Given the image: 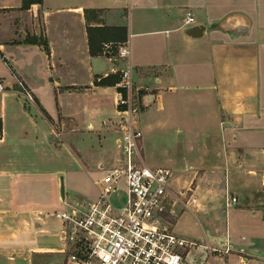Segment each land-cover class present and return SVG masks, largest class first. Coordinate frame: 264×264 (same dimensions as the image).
Returning a JSON list of instances; mask_svg holds the SVG:
<instances>
[{"label":"crops","instance_id":"1","mask_svg":"<svg viewBox=\"0 0 264 264\" xmlns=\"http://www.w3.org/2000/svg\"><path fill=\"white\" fill-rule=\"evenodd\" d=\"M6 1L0 0V239L20 209L41 207L43 186L60 203V178L65 192L70 176L59 164L67 142L82 175L94 173L86 165L102 158V140L93 133L115 116L117 88L96 81L119 76L121 61L90 53V27L98 28L90 31L94 47L129 41L133 83L144 100L142 155L154 135L174 154L144 162L171 168L174 188L190 191V211L173 227L200 244L185 254L187 264H264V205L243 198L264 183V0H42L28 9H20L22 0ZM86 9L101 11L85 17ZM187 12L205 26L201 37L183 32ZM115 137L109 136L112 160ZM32 181L41 186L25 189ZM20 182L25 195L38 196L36 204L20 202ZM227 195L236 202L226 206Z\"/></svg>","mask_w":264,"mask_h":264},{"label":"built area","instance_id":"2","mask_svg":"<svg viewBox=\"0 0 264 264\" xmlns=\"http://www.w3.org/2000/svg\"><path fill=\"white\" fill-rule=\"evenodd\" d=\"M194 23L187 12L184 27ZM109 44L104 46L109 48ZM111 57L121 61L114 100L119 116L114 131L118 155L111 165L100 167L101 176L92 181L95 197L64 194L59 207L44 213V217L58 222L59 252L66 264H187L185 254L200 244L177 234L167 219L176 204V200L171 201L175 195L172 169L152 168L144 162L139 126L144 100L133 83L129 41L118 45ZM19 85L26 99L33 102L30 91ZM119 192L125 198L117 207L111 198ZM235 202V197L227 195L226 206ZM184 206L188 208V203ZM37 215L44 218L41 211Z\"/></svg>","mask_w":264,"mask_h":264},{"label":"rangeland","instance_id":"3","mask_svg":"<svg viewBox=\"0 0 264 264\" xmlns=\"http://www.w3.org/2000/svg\"><path fill=\"white\" fill-rule=\"evenodd\" d=\"M7 4L16 5L18 4V0H7ZM195 22V19H194ZM195 24V23H194ZM37 39V41L40 43L42 42L41 37L37 36H28L26 37L27 41ZM110 47L106 48L104 46V43L101 44V54H107V55H115L117 52L118 45L117 42H110ZM105 50H108L105 52ZM117 79L116 82L119 80V76L116 75L114 77ZM102 80L98 81L101 82ZM16 87L20 90L21 93V87L19 83L16 85ZM4 89V87H3ZM22 94V93H21ZM23 95V94H22ZM28 101V100H27ZM140 110H143V107L141 106ZM51 122V119H49ZM119 120V116L116 115L112 118H109L107 121V126H105L104 129H101L95 133H93L94 138H100L102 140L101 147L103 150L102 158L97 161V163H94L92 165H86V168L90 171H95L94 173H90L89 176L82 175L78 166L75 164L73 158L71 156H76V149L72 145V143L66 144V159L65 161H59L60 166L67 172L68 175L67 182L65 184V192L64 194L67 196H89L91 192H95L96 188L93 185L91 179L98 178L101 176L102 172L100 170V167L106 168L109 165H111L114 161L110 157L112 155L110 151V142H109V136L113 133L115 134L116 129V122ZM53 124V132L52 134L55 137H59L58 135V123L57 122H51ZM70 131V130H69ZM112 132V133H111ZM116 135V134H115ZM153 137V140L148 143L147 147H143V154L145 158V162L147 165L151 166L155 163L163 161L164 157L168 158L169 156H173L174 154L170 151L169 145L162 139L160 136ZM57 143V142H56ZM55 143V144H56ZM85 149L89 147L87 143L81 144ZM116 146V145H115ZM109 149V152H108ZM117 150V148H116ZM118 153V151H117ZM142 153V151H141ZM118 155V154H117ZM111 159V160H110ZM156 165V164H155ZM264 168V165L262 166ZM264 170V169H263ZM263 170H259L262 172ZM70 173V174H69ZM49 180L48 178L45 179ZM44 181V182H45ZM173 181V179H172ZM171 181V187L173 191L175 192L174 196H171L172 199L176 200V204L174 207L171 208L170 217H167V219L171 223V227L174 230V225H176V222L181 214H183L185 211H190L189 207L186 208L184 206L185 203H188L189 199V190L180 188L175 189ZM33 182V181H32ZM49 182V181H48ZM22 185H26L25 183H18L17 187L18 189H21L19 192L23 193L25 190H22ZM41 186V184L38 181L33 182L32 185H27L25 189L33 188V190H37V188ZM44 190V191H43ZM48 190H52V188H48V185L43 186L42 190L43 192H48ZM74 191V192H73ZM44 193V194H45ZM43 194L40 198L43 202L42 205H39L41 207H35L34 211H20L17 213L18 215L15 216V222L12 221L13 227L9 226L8 220L6 221V225L2 227L1 234L2 238L0 239V257L1 259H5L6 263H4L2 260L0 264H66V258L64 255H62L59 252V248L61 247V242L59 240L58 236V222L50 217H44V213L50 212L57 207H59V204L55 197H46ZM245 202L249 203H258L257 205L263 206L264 205V183L260 186L259 191H255V193L251 194H244L243 195ZM35 197L38 196H29V194L20 195L19 199L20 202L26 205L30 206L31 202L37 203V199ZM90 197V196H89ZM226 197V196H225ZM61 198V197H60ZM124 195L123 193L119 192L118 194H114L111 198L112 203L115 206H120L124 202ZM36 206V205H35ZM40 210L44 217V220H40L36 218L37 214L40 212ZM37 211V212H36ZM36 212V213H35ZM4 214H7L6 212H3ZM183 228V227H182ZM175 231V230H174ZM57 248L59 250H57ZM44 249H49L47 251H43ZM212 252V251H211Z\"/></svg>","mask_w":264,"mask_h":264},{"label":"trees","instance_id":"4","mask_svg":"<svg viewBox=\"0 0 264 264\" xmlns=\"http://www.w3.org/2000/svg\"><path fill=\"white\" fill-rule=\"evenodd\" d=\"M42 3V0H22L21 1V6H20V9H28L30 7L31 4H41ZM101 10H95V9H86L85 10V17L88 15V13H95V12H100ZM104 29V28H102ZM91 30H98V28H87V31L89 32V36H88V41H89V51L91 54H97L99 52H101V47L98 46V47H94V44H93V41H92V36L90 34V31ZM29 42H38L37 39H33V40H30ZM43 44H45V42H41ZM102 81L101 82H98L96 81L97 83L96 84H105V85H112V84H115V82L117 81V79L115 78H110V77H106L104 79H101ZM1 131H2V121H1V118H0V134H1Z\"/></svg>","mask_w":264,"mask_h":264},{"label":"water","instance_id":"5","mask_svg":"<svg viewBox=\"0 0 264 264\" xmlns=\"http://www.w3.org/2000/svg\"><path fill=\"white\" fill-rule=\"evenodd\" d=\"M205 29V26L202 24H194L190 26H186L183 28V32L188 36L192 38H198L203 35V31ZM60 195L61 197L64 196V183L63 178H60Z\"/></svg>","mask_w":264,"mask_h":264}]
</instances>
